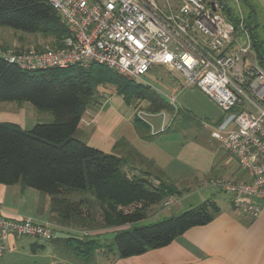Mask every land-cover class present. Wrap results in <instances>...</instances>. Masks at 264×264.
I'll list each match as a JSON object with an SVG mask.
<instances>
[{"label":"trees","instance_id":"1","mask_svg":"<svg viewBox=\"0 0 264 264\" xmlns=\"http://www.w3.org/2000/svg\"><path fill=\"white\" fill-rule=\"evenodd\" d=\"M2 27L58 38L68 32L45 0H0ZM255 40L264 56L262 45ZM257 59L264 68V61ZM96 67L107 68L94 65L90 70L26 72L0 59V102L20 106L28 103L54 119L36 124L29 131L0 122V184L30 188L51 197L53 219L58 226L118 229L110 239L112 242L105 245L88 231L82 233L83 238L66 234L67 237L57 235L47 241L63 251L61 258L69 264H95L98 251H114L118 258H128L164 247L187 230L208 224L218 211L213 202L207 201L180 215L147 223L164 204L187 189L181 184L178 190L175 182L126 141L117 143L113 154H107L78 138L80 119L103 82L94 70ZM123 78L126 79L122 84L118 81L116 86L127 102L133 88L149 90ZM158 102L153 103L150 112L174 110L171 105ZM135 129L141 138L152 139L149 126L137 117ZM139 164L155 169L154 177L150 175L155 179L154 185L125 174V167L135 168Z\"/></svg>","mask_w":264,"mask_h":264},{"label":"built area","instance_id":"2","mask_svg":"<svg viewBox=\"0 0 264 264\" xmlns=\"http://www.w3.org/2000/svg\"><path fill=\"white\" fill-rule=\"evenodd\" d=\"M45 1L67 34L56 43L0 50V59L26 72L100 65L131 80L155 66L172 69L222 111L234 112L211 137L237 160L244 178L213 184L235 212L257 219L264 210V68L242 10L235 19L225 15L222 0ZM13 235L57 236L49 222L7 216L0 202V259Z\"/></svg>","mask_w":264,"mask_h":264},{"label":"crops","instance_id":"3","mask_svg":"<svg viewBox=\"0 0 264 264\" xmlns=\"http://www.w3.org/2000/svg\"><path fill=\"white\" fill-rule=\"evenodd\" d=\"M243 1L250 8L249 23L255 26L253 33L257 36V31L262 34L258 40L264 49V0ZM162 67L155 66L148 75L157 73L167 76L172 72L179 75L172 69L166 68L169 70L166 71L165 67ZM103 96L104 98L93 104V107L88 108L90 121L79 125L78 138L88 146L107 154L113 152L117 143L126 141L167 178L179 185H188L185 194L178 199H172L174 204L171 203L170 206L164 204L152 219L155 220L161 213H165L166 218L177 216L207 201L213 202L218 211L211 222L187 230L164 247L128 258H118L114 251H98L95 264H264V210L257 219H251L235 212L229 197L217 188L204 187L208 179L188 158L190 149L198 142V137L192 136L191 126L188 125L177 135L171 134L176 131H173V124L178 115L172 114L165 118L166 111L148 114L156 119L153 125L134 110L130 111L129 102L127 103L125 96L120 93H116V96L114 93H106ZM24 106H16L18 112L13 107H0V122L17 125L26 131L29 112ZM7 114L11 116L8 117ZM136 117L149 126L151 140H145L137 133ZM242 178L244 177L234 181ZM32 190L0 184V202L5 214L13 218L30 217L40 222L53 223L58 236L88 231L99 242L112 239L118 230H86L73 225L58 226L53 219L55 214L51 210V197L35 190L37 193H34ZM35 213L39 215L36 216ZM18 239L19 237L11 236L7 247L16 249ZM40 250H45V246L38 250L35 248L32 252Z\"/></svg>","mask_w":264,"mask_h":264},{"label":"rangeland","instance_id":"4","mask_svg":"<svg viewBox=\"0 0 264 264\" xmlns=\"http://www.w3.org/2000/svg\"><path fill=\"white\" fill-rule=\"evenodd\" d=\"M222 1L226 7V16L229 17L230 11L232 17L236 19L238 17V8H240L244 13V17L248 20V22H251V19L249 18L250 8L245 5V1L240 0L239 5L237 0ZM257 34L259 36H257L256 33H254V36L259 43L260 40L258 39L262 34L261 32L259 34L258 31ZM62 36L58 38V36H47L43 34L29 35L2 27L0 28V50L4 51L11 48L24 49L30 46L56 43ZM167 69L166 67L164 68V70L169 71ZM94 70L99 78L102 77L103 82L100 83L95 90V96L89 108L93 107V104L101 100V98H104L103 95L106 93H114L115 96L116 93L119 94L116 86L118 85L117 82L119 81V84H122V81L126 79L123 78L126 76H122L107 68L96 67ZM63 71L59 73H62ZM172 73L167 76H164L163 74L158 75L157 73L152 75L147 74L141 80L134 79L136 83H141L149 90L145 91L144 89L141 90L136 88L127 90H131L132 92V98L129 100L130 111L134 110L138 113V115H141L146 121L154 125L156 119L148 116V114H155L154 112H150L153 110L150 108L154 106L153 103L157 104L159 103L158 101L161 100L162 102L171 105L174 110H170V112H172L171 114H168L166 111L165 113L167 114L165 115V118L170 117L172 114L178 115L177 120L173 124V131H176L171 134L177 135L179 134L178 132L186 129L188 125L191 126L190 131L192 136L196 135L198 137V142L190 149L188 158L190 161L194 162L195 166L201 170L208 179L204 187H206V189L207 187H213L214 189L217 188V190L221 191L217 185L218 181L232 182L237 178L244 177V173L240 169L237 160L225 151L220 142L211 137V134L217 131L219 126L223 125L232 118L234 112L222 111L206 94L197 88V86L185 85V81L182 77ZM173 99L176 100V102H173ZM24 105L25 106L23 108L29 112V123L26 131L31 130L36 124L48 123L54 120L50 114L40 113L28 103ZM16 106L20 105L16 103L0 102L1 108L13 107V109H16L18 112ZM87 110L80 119V125L90 121ZM7 116L10 117L11 115L7 114ZM228 126L231 129L234 124L229 122ZM110 154H113V152ZM148 166L146 164H139L135 168L125 167L123 170L128 178L137 177L138 179H144L150 185H154L155 179H153V177L155 175V169ZM242 180L243 178L239 181L237 180V182ZM214 182H217L216 185L213 184ZM187 186L188 185L185 184V190L187 189ZM175 187L178 190L181 189V186L177 183ZM32 191L37 193L34 190ZM43 197L48 199L46 196ZM173 210L175 211V208H173ZM35 215L38 216L39 214L35 213ZM164 218H166L165 213H161L155 220L148 219L151 221H148L147 223L164 220ZM83 232L84 231H80V233L72 232L67 234V236L83 238ZM61 236L67 237L66 235ZM87 238L91 239L92 237L88 236ZM108 241L109 240H102L100 243L105 245L112 242ZM38 245L45 246V250H40L35 253L32 252L33 248H36V250L41 249ZM62 252L63 251L56 249L50 242L40 238L26 236L18 239L16 249L10 246L7 247L4 259H0V264H69L61 258Z\"/></svg>","mask_w":264,"mask_h":264},{"label":"water","instance_id":"5","mask_svg":"<svg viewBox=\"0 0 264 264\" xmlns=\"http://www.w3.org/2000/svg\"><path fill=\"white\" fill-rule=\"evenodd\" d=\"M254 28H255V26H251V27L249 28L250 33H251V37H252V43H253L254 51H255L257 57H258L260 60L264 61V56H263V54L261 53V51L259 50V48L257 47L256 40H255V38L253 37V30H254Z\"/></svg>","mask_w":264,"mask_h":264}]
</instances>
